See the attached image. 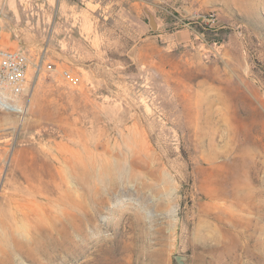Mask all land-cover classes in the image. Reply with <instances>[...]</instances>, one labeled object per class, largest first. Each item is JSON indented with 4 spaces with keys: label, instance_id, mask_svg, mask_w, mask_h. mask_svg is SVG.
Wrapping results in <instances>:
<instances>
[{
    "label": "rangeland",
    "instance_id": "obj_1",
    "mask_svg": "<svg viewBox=\"0 0 264 264\" xmlns=\"http://www.w3.org/2000/svg\"><path fill=\"white\" fill-rule=\"evenodd\" d=\"M102 5L89 76L0 112V264H264V0Z\"/></svg>",
    "mask_w": 264,
    "mask_h": 264
},
{
    "label": "crops",
    "instance_id": "obj_2",
    "mask_svg": "<svg viewBox=\"0 0 264 264\" xmlns=\"http://www.w3.org/2000/svg\"><path fill=\"white\" fill-rule=\"evenodd\" d=\"M12 0L0 10V44L26 54L29 66L40 58L56 69L89 76L102 60L103 35L96 19L103 0ZM54 13V17H53ZM52 16L49 26L44 20ZM8 37V38H7ZM4 43V44H3ZM46 44L45 51L42 48ZM78 64V65H76ZM96 83V78H88Z\"/></svg>",
    "mask_w": 264,
    "mask_h": 264
},
{
    "label": "built area",
    "instance_id": "obj_3",
    "mask_svg": "<svg viewBox=\"0 0 264 264\" xmlns=\"http://www.w3.org/2000/svg\"><path fill=\"white\" fill-rule=\"evenodd\" d=\"M42 67L43 58H40L36 64V72H40ZM46 68H51V64L47 63ZM61 77L69 86H77L80 83V77L70 70H62ZM27 87L26 54L17 48H6L0 44V112H9L16 106L18 98L27 90Z\"/></svg>",
    "mask_w": 264,
    "mask_h": 264
},
{
    "label": "bare ground",
    "instance_id": "obj_4",
    "mask_svg": "<svg viewBox=\"0 0 264 264\" xmlns=\"http://www.w3.org/2000/svg\"><path fill=\"white\" fill-rule=\"evenodd\" d=\"M10 111H13V112H19L20 111V109L18 108V107H16V106H14V107H12L11 109H10ZM217 132H214V134H216ZM211 148H212V156H213V154H215L216 155V153H218V152H220L219 150H217V143H216V141H214V142H212V145H211ZM221 154V152L220 153H218V155H220ZM77 162V161H76ZM77 164V163H76ZM76 166V165H75ZM31 191V190H30ZM33 192V191H32ZM34 193V192H33ZM32 193V194H33Z\"/></svg>",
    "mask_w": 264,
    "mask_h": 264
},
{
    "label": "water",
    "instance_id": "obj_5",
    "mask_svg": "<svg viewBox=\"0 0 264 264\" xmlns=\"http://www.w3.org/2000/svg\"><path fill=\"white\" fill-rule=\"evenodd\" d=\"M144 11H145L146 15L148 16V20H149V24H150V26H151L153 29H155V28L157 27V22H156V20H155L154 15H153L152 12H151L149 9H147V8H144Z\"/></svg>",
    "mask_w": 264,
    "mask_h": 264
}]
</instances>
